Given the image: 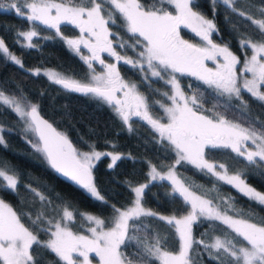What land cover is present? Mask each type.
I'll return each instance as SVG.
<instances>
[{"label":"snow or ice","instance_id":"snow-or-ice-1","mask_svg":"<svg viewBox=\"0 0 264 264\" xmlns=\"http://www.w3.org/2000/svg\"><path fill=\"white\" fill-rule=\"evenodd\" d=\"M222 2L233 12L246 17L255 26L257 38L253 40L251 37H246L240 41L241 48L248 47L253 53L250 58L245 54L246 59L241 69L243 72L251 73V79L241 80L236 71V66L242 63L241 60L226 45L220 46L212 41L211 36L217 31L216 26L212 20L205 19L203 15L193 10L194 0H157L156 4L148 7L141 4L139 0H100V2L79 0V6L75 7L56 3L55 0H31V2L30 0H10L7 4L0 0V9L13 10L15 14L28 21H39L56 28L57 31L62 21H68L78 24L81 32H89L96 38L95 44H90L84 39L69 40L68 43L75 46L77 51L81 43L90 48L92 51L90 59L99 61L106 71L91 77V81H95L94 84L81 83L58 73L46 72L45 75L50 80L66 90L93 94L113 104L125 123L128 122L130 115L141 117L159 132L162 139L166 138L174 145L177 155L176 163L186 161L198 169L207 170V173L214 175L218 180L232 185L249 199L264 206V193L248 185L241 178L242 173L228 175V170L223 164L209 163L204 157L206 147L228 148L239 156L245 157L250 164L260 166V162H264V122H261L259 128L253 124L244 127L241 123L227 120L219 111L208 110L210 115L201 114L204 109L198 102L197 95L193 93L186 96L174 75L187 73L195 76L210 87L219 90L220 96L226 94L229 99L233 97L240 99L242 108H245L244 101L241 99L242 90H246L257 100L264 101V91L260 90L261 86H264V7L259 9L262 18L254 19L253 16L240 11L235 6L238 0H222ZM212 3L215 4V0H212ZM165 5L174 6L176 14L168 11ZM53 9L55 15L52 14ZM117 14L123 20V26L128 32L134 36L138 34L135 42L128 47L135 49L143 44V50L136 53L138 59L135 61L117 53L113 48V41L109 39L110 36H116L117 47H125V42L119 39V34L110 32L107 27L109 23H116ZM193 22H196V26H193ZM181 25L191 28L203 42H206L207 46L198 47L182 39L179 34ZM17 35L27 40V47L36 46L32 43L33 38L37 36L34 30L22 31ZM101 52H107L109 56L115 57L117 62L123 60L125 64L141 72L146 65L151 76L163 79V74L169 77L166 83L172 85V94L165 92L163 95L171 101V105H160L164 109L167 122H161L164 117L153 118L149 113V102L146 97L136 91V84L120 80L116 64L105 63L100 58ZM0 53L5 54L9 60L23 68L22 61L9 52L2 38H0ZM218 56L223 58L222 65H218L215 70L206 67L205 60H216ZM89 67L91 68V64ZM35 74L40 75V70L36 69ZM118 81L119 88L115 87ZM117 90H124L125 101L116 98ZM128 98H131V102H127ZM0 103L16 112L29 129L39 133V140L43 142V145L42 147L34 145V147L44 154L49 165L57 173L75 182L93 198L107 203L94 182L91 161L99 159L101 155H112L111 153L102 154L95 151L78 153L65 136L56 133L47 121L39 117L37 105L26 101L22 105L21 99L8 96L3 91H0ZM3 131V127L0 126V144L5 143ZM129 131H131V125H129ZM249 141L255 145L254 151L247 149ZM120 158L119 155H112V164L114 165ZM148 175L150 181L170 180L173 193H179L185 201H188L191 211L179 218L176 215L158 216L157 213L143 206L142 196L148 184H142L132 189L135 198L130 202L131 207L124 205L118 208L111 205L112 215L107 218V225L105 219L98 216L76 213L87 221L94 222L95 227L88 228L90 237L75 234L70 227L62 226L61 223H56V230L51 232L49 228L41 227L42 224L52 223L43 211V208L51 201L28 185L30 191L42 202L41 210L36 211L34 219L32 213L18 214L9 204L0 199V264H36L32 254L33 245H42L50 249L65 264H92L89 259L90 253H94L99 258V264H150L149 258H155L162 264H190L189 252L193 244L204 243L203 240H194L192 235V225L199 218L219 221L221 225L226 226L223 238L215 236L211 244L205 245L209 250L215 249L218 253L222 250L228 257L226 264H264V221L252 222L249 218L250 213H242L233 204H225L221 209L220 206L213 205L211 201L195 196L175 178L172 168L162 175L153 166ZM18 183L16 174H9L0 168V187L15 192ZM57 196L60 198L61 220L72 221L74 215L70 210L69 202L59 197V194ZM22 215L29 218L32 229L36 233L50 232L49 239L40 240L33 230L21 222ZM142 217L158 218L175 228L180 239L178 253L164 250L162 243L167 237L154 229L149 231L150 226L144 224ZM137 221L143 225L142 237L136 234L139 230ZM130 227L133 230L132 234L129 232ZM97 229L100 230L97 231ZM132 240L140 246L136 259L129 258L121 251V246H127L126 242ZM74 254L83 257V260L77 259Z\"/></svg>","mask_w":264,"mask_h":264},{"label":"trees","instance_id":"trees-1","mask_svg":"<svg viewBox=\"0 0 264 264\" xmlns=\"http://www.w3.org/2000/svg\"><path fill=\"white\" fill-rule=\"evenodd\" d=\"M67 5L79 6V0H56ZM4 3L10 0H2ZM145 7L157 3V0H139ZM240 11H245L254 19L262 18L259 9L264 7V0H238L235 5ZM107 7V5H105ZM168 11L174 14V6L165 5ZM193 10L212 20L216 26V32L211 36L214 43L227 46L229 50L243 61L244 57L251 54L248 47L241 48L240 41L246 37L253 40L257 38L255 26L242 17L238 12L225 5L222 0H194ZM116 23H109L110 32L118 33L119 39L125 42L124 48L117 47V37L110 36L113 48L121 56L137 60V52L141 45L135 49L128 45L135 42L136 36L128 32L123 26V20L117 14ZM59 31L53 27H47L36 21H28L13 10L0 9V38L5 42L9 52L15 55L23 63V68L15 64L0 53V91L8 96L21 98L28 103L37 105L39 111L45 115L54 126L60 130L72 142L77 150H100L103 154L111 153L121 158L112 164V155H101L92 165V175L98 191L104 196L105 201H99L83 188L56 176L47 159L41 151L37 140L31 136L25 128V121L10 107L0 103V126L4 131V144H0V168L10 174L18 176V185L15 192L0 187V198L9 204L18 214L32 213L35 218L37 210H41V201L27 187L36 189L51 201L43 208L45 216L52 222L59 217L60 198L69 202L73 211L74 220L72 226L80 229L77 221L80 215L76 213L90 212L108 218L112 215L111 205L121 207L131 204L134 200L132 191L138 185L148 184V188L142 196L143 206L158 214V216L176 215L177 218L187 213L189 204L179 193H173L172 184L165 180L148 181L149 164L156 169L163 170L174 166L176 174L186 188L200 194L220 206L233 204L242 213H250L252 222L264 221V206L249 199L235 187L224 181L218 180L207 170L198 169L186 161L176 163V151L174 146L166 138H161L158 131L146 120L132 115L128 123L114 111V106L93 94H79L61 88L40 72L36 75V68L49 67L74 78H83L90 73L89 64L81 55L75 52L67 42L68 38L79 33V27L68 21L59 24ZM78 27V28H77ZM34 30L37 36L32 43L35 47H27V41L17 34L22 31ZM180 37L198 47H206L191 28L180 26ZM83 51V50H81ZM246 54V55H245ZM104 60L116 64L120 79L134 82L144 97L149 102V113L153 118L162 116L161 104L170 100L163 93L170 92V84L166 83V75L163 79L151 76L150 70L145 66L143 72L123 60L117 62L115 57L104 55ZM147 77V79H145ZM186 96L195 93L198 102L203 106L201 114L210 115L208 110L219 111L225 118L241 123L244 127L253 124L259 128L264 122V101H259L246 90H242L241 99L245 108L241 107V100L233 97L229 99L225 94L219 95V90L210 87L197 77L185 74L176 76ZM119 86V85H118ZM264 91V86L260 88ZM159 101L160 103H154ZM243 113V114H242ZM131 125V131H129ZM36 145L37 147H34ZM254 145L247 142V149L253 151ZM204 157L215 164H223L228 170V175L242 173L241 178L255 189L264 192V162L260 166L250 164L245 157L239 156L228 148L206 147ZM259 158H257L258 160ZM112 165V167H109ZM229 214H232L229 212ZM144 224L150 226L149 231L155 230L167 237L162 243L164 250L174 252L178 247V235L175 228L166 221L158 218H141ZM21 222L34 231L42 241L48 240L50 232L36 233L32 229L27 216H21ZM77 223V225H76ZM132 225V221H129ZM137 235L143 236V225L137 221ZM42 228L52 229L50 224H42ZM226 226L219 221H208L199 218L192 225L194 240H203V244H193L189 252L190 264H226L228 257L221 250H209L205 247L213 242L215 236L223 238ZM130 234L133 230L130 227ZM127 246L122 245L121 251L129 258L136 259L140 251L139 244L135 241H127ZM32 254L36 264H65L50 249L33 245ZM218 257V258H217ZM81 260L80 257L76 256ZM92 264L97 263V257L90 255ZM150 264L162 262L149 258Z\"/></svg>","mask_w":264,"mask_h":264},{"label":"rangeland","instance_id":"rangeland-1","mask_svg":"<svg viewBox=\"0 0 264 264\" xmlns=\"http://www.w3.org/2000/svg\"><path fill=\"white\" fill-rule=\"evenodd\" d=\"M30 2H31V0H30ZM55 2L56 3H62V2H59V1H56L55 0ZM97 2H100V0H97ZM65 4V3H64ZM66 6H69V7H75V6H72V5H67L66 4ZM52 14L53 15H55V10L53 9V12H52ZM174 14H176V12H175V10H174ZM205 17V16H204ZM105 18H107V17H105ZM85 19H86V17H85ZM205 19H207V18H205ZM36 22H39V21H36ZM39 23H41V22H39ZM41 24H43V23H41ZM73 24V23H72ZM43 25H45V24H43ZM76 26H78L79 27V33L76 35V36H74V37H71V38H68L67 39V42L69 41V40H80V39H84V40H87L90 44H95L96 43V38L94 37V36H92L89 32H87V31H85V32H81V30H80V26L78 25V24H75ZM193 26H196V22H193ZM47 27H49L48 25H47ZM77 27V28H78ZM108 27V26H107ZM108 29H109V31H110V28L108 27ZM30 30H32V29H30ZM27 31H29V30H27ZM137 36H138V34H136ZM134 36V35H133ZM24 38V37H23ZM110 39V38H109ZM140 39L141 40H143V38L142 37H140ZM24 40L25 41H27L25 38H24ZM69 46H70V48H72L75 52H77V53H79L80 55H81V57L84 59V60H86V62L88 63V64H91V68H90V73L88 72L87 73V75L85 76V77H83V78H79V79H77V78H74V77H72V76H70L69 74H66V73H62V72H60L59 70H57V69H52V68H49V67H44V68H36V69H39L40 70V72L41 73H43L44 75H45V73L46 72H52V73H58V74H60V75H62V76H65V77H70L71 79H74V80H77V81H80L81 83H89V82H91V83H95V81H91V77L93 76V75H100V74H102V73H104L105 71H106V69L104 68V65H101L100 63H99V61H97V60H91L90 58H91V56H92V51H91V49L90 48H88V47H86L83 43H81L80 45H79V51H77L76 50V47L75 46H73V45H70V44H68ZM207 46V45H206ZM141 47V49H140V51H142L143 50V44L140 46ZM81 50H83V51H81ZM106 54H108L107 52H101V53H99V55H100V58L101 59H103L104 60V55H106ZM253 53H252V51H251V54L249 55V56H247L248 58H250L251 57V55H252ZM246 59V56L244 57V59H243V61ZM105 61V60H104ZM243 61L241 60V64H238L237 66H236V71H237V74H238V76L239 77H241V80L243 79V78H247V79H251L252 78V75H251V73H247V72H243L241 69H242V67H243ZM105 63H112V62H106L105 61ZM224 63V61H223V58L222 57H217L216 58V60H205L204 61V64L206 65V67H208V68H211V69H213V70H215L216 68H217V66L218 65H222ZM146 66V65H145ZM36 69H34L33 71L35 72V70ZM151 74V73H150ZM177 74L178 73H175L174 75L175 76H177ZM180 74V73H179ZM47 76V75H46ZM48 77V76H47ZM49 78V77H48ZM166 79H169V77L168 76H166ZM120 80H122L123 82H125V83H129V84H131V83H134V82H131V81H127L126 79H120ZM116 85H119V81L117 82V84ZM181 87V86H180ZM181 89H182V87H181ZM183 90V89H182ZM261 90V89H260ZM123 92L119 95L120 96V100L121 101H125L126 100V98L124 97V90H122ZM136 91L139 93V94H141L142 95V93L139 91V89L137 88V86H136ZM262 91V90H261ZM172 94V85H170V92H169V95H171ZM143 96V95H142ZM18 98V97H17ZM18 99H21V98H18ZM21 102H22V105L24 104V102H25V100H23V99H21ZM27 102V101H26ZM127 102H131V98H128V100H127ZM31 104V103H30ZM165 105H171V101H169L168 103H164ZM113 105V104H112ZM114 106V105H113ZM162 109V116L161 117H164V119L161 121L162 123H164V122H167V117L165 116V114H164V109L163 108H161ZM114 111L116 112V110H115V107H114ZM117 113V112H116ZM118 114V113H117ZM119 115V114H118ZM204 115V114H203ZM120 116V115H119ZM131 116L132 115H130V117H129V119L131 118ZM228 120V119H227ZM129 121V120H128ZM229 121H231V120H229ZM234 122V121H233ZM128 123V122H127ZM25 128L26 129H28L29 130V133L31 134V136H33V138H35L36 139V135H35V132H34V130H32V129H29L28 128V125L25 123ZM158 135L160 136V134H159V132H158ZM161 137V136H160ZM37 140V139H36ZM38 143V142H37ZM249 143L251 144V142L249 141ZM39 145V144H38ZM174 146V145H173ZM174 149H175V147H174ZM255 150V145H254V148H253V151ZM92 151H95V152H100V153H104L103 151H100V150H86V151H82V150H78L77 149V152L78 153H91ZM176 151V150H175ZM206 159V158H205ZM95 160L96 159H92V161H91V163H92V165L94 164V162H95ZM176 160H177V158H176ZM206 160H208V159H206ZM208 162L209 163H214L215 164V162H211V160H208ZM154 165L153 164H149V169H148V174H149V172L151 171V168L153 167ZM169 168H172V170H173V173H174V175H175V178L177 179V180H179L180 182H181V180H180V178L178 177V175L176 174V171H175V169H174V166H171V167H168V168H165V169H163V170H159V169H157V171L158 172H160L162 175H165L167 172H168V169ZM217 171H219V169H217ZM9 173V172H8ZM10 174V173H9ZM167 180V179H166ZM148 181H150V177H149V175H148ZM167 181H169L171 184H172V182L170 181V180H167ZM182 183V182H181ZM183 184V183H182ZM248 184V183H247ZM142 185V184H141ZM249 185V184H248ZM138 186H140V185H138ZM173 186V185H172ZM251 186V185H250ZM137 187V186H136ZM185 188H186V186H184ZM252 187V186H251ZM252 188H254V187H252ZM188 189V188H187ZM255 189V188H254ZM257 191H259V192H261L260 190H258V189H256ZM188 191L190 192V193H193L195 196H199V197H201V199H203V200H208V199H206L205 197H202V196H200V194H198V193H194V192H192V191H190L189 189H188ZM261 193H264V192H261ZM134 198H135V196H134ZM1 199V198H0ZM209 201V200H208ZM188 202V201H187ZM188 204H189V208H188V211H187V213L186 214H184V215H187L190 211H191V207H190V203L188 202ZM132 206V204H129L128 205V207H131ZM84 214H89V215H94V216H98V217H100L101 219H105V221H106V225L108 224V219H106V218H103L102 216H99V215H97V214H94V213H90V212H85ZM61 215H62V213L60 212V214H59V217H57L50 225H51V227H52V229H51V232H54L56 229H55V224L56 223H61V225L62 226H64V225H67L68 227H70L71 228V230L75 233V234H78V235H86V236H91V233L88 231V228L89 227H95V224H94V222H90V221H87L84 217H82V216H80V218H79V220L77 221V223L78 222H80V226H82V227H80V229H78V228H74V226H72V222H73V220H74V218H73V220L72 221H67V220H61ZM74 215V214H73ZM183 216V215H182ZM75 221V220H74ZM77 223H76V225H77ZM78 226V225H77ZM110 226V225H109ZM100 229H97V231H99ZM177 235H178V233H177ZM179 248H180V239H179V235H178V247H177V250H175L174 252H172V253H178V251H179ZM90 255H94L95 256V254L94 253H90L89 254V256ZM74 256H76V254H74ZM96 257V256H95ZM81 258V260H83V257H80ZM96 264H99V258L97 257V263ZM162 264V263H161Z\"/></svg>","mask_w":264,"mask_h":264},{"label":"water","instance_id":"water-1","mask_svg":"<svg viewBox=\"0 0 264 264\" xmlns=\"http://www.w3.org/2000/svg\"><path fill=\"white\" fill-rule=\"evenodd\" d=\"M59 86H60L61 88H63L61 85H59ZM115 87L119 88L118 85H115ZM63 89H64V88H63ZM65 90H66V89H65ZM68 91H70V90H68ZM119 91H120V90H117V91L115 92V96H116V98H118V99H120ZM72 92H75V91H72ZM75 93L84 94V93H81V92H75ZM37 110H38L39 117H40L41 119L47 121L48 124H50V125L52 126V128L55 129V132H56V133H59V134L65 136V137L67 138V136H66L65 134H63L60 130H58V129L54 126V124H53V123H52V122H51V121H50L45 115H43V114L39 111L38 108H37ZM34 132H35L36 139H37V142H38V144H39V147H42L43 142L39 140V133L36 132L35 130H34ZM47 134L51 135V133H47ZM67 139H68V138H67ZM68 141L71 143L72 147L74 148L72 142H71L69 139H68ZM50 167H51V166H50ZM51 168H52V167H51ZM52 170L54 171V173L56 174V176H58V177H60L61 179H63V180H65V181H67V182L73 184L74 186H77V187L81 188V187H80L79 185H77L75 182L71 181L70 179H68L67 177L63 176L62 174L57 173L53 168H52Z\"/></svg>","mask_w":264,"mask_h":264},{"label":"flooded vegetation","instance_id":"flooded-vegetation-1","mask_svg":"<svg viewBox=\"0 0 264 264\" xmlns=\"http://www.w3.org/2000/svg\"><path fill=\"white\" fill-rule=\"evenodd\" d=\"M122 92H123V91H122V90H120V91H119V95H120Z\"/></svg>","mask_w":264,"mask_h":264}]
</instances>
